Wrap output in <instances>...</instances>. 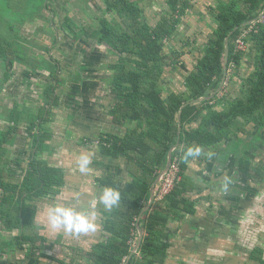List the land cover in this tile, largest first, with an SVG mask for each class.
I'll return each mask as SVG.
<instances>
[{
  "label": "trees",
  "instance_id": "obj_1",
  "mask_svg": "<svg viewBox=\"0 0 264 264\" xmlns=\"http://www.w3.org/2000/svg\"><path fill=\"white\" fill-rule=\"evenodd\" d=\"M51 1L55 0H0V62L5 69L0 93L3 85L13 77L17 64L49 69L53 80L45 91L44 106L36 116L37 120L27 126L31 146L21 182L6 181L4 174L9 164L6 145L13 143L22 116L17 110L12 111L6 126L0 125V190L3 191L0 220L8 233L20 232L14 241L21 250L28 247L24 264H40L48 241L39 233H30L38 229L39 208L35 202L61 194L66 176L63 167L51 165L44 159L50 149L54 152L48 143L53 136L48 125L62 100L60 89L65 83L62 70L53 58L39 63L31 61L29 41L22 35L23 27L38 20L60 31V27H55L58 14ZM156 1L152 9L159 10V14L152 17L146 16L143 0H105V16L98 18L96 27H75L69 16H65L62 23L63 29L71 32L76 42L86 37L99 46H107L108 52L117 57V62L109 67L112 72L109 87L116 97L110 114L113 123L126 128L123 137L103 133L80 142L84 146L98 145L106 158V162H94L106 171L98 180L101 190L113 187L121 193L118 206L111 212L103 210L102 236L90 251L85 252L87 264H127L139 238L137 224L149 204L151 187L178 141L174 158L178 157L180 161L182 181L164 202H154L142 216L140 225L146 234L138 253L128 264H166L171 249L166 228L171 213L180 216L195 213V203L185 195L200 187L188 176L194 160L182 161L181 146L197 144L204 151L216 148L221 155L235 142L230 147L235 163L230 166V171L238 168L237 165L240 168L232 172L230 178L237 191L239 206L243 211H249L253 198L264 191V160L259 159L264 156V0H215L213 5L203 4L209 8L213 22L205 44L201 46L202 56L183 77L182 92H167L162 81L169 57L167 44L176 39L184 19L193 12V0ZM63 9L68 12L67 8ZM48 13L52 17L49 18ZM255 19V23L244 26ZM54 37L51 46L38 48L50 55L58 43V35ZM227 39V87L217 94L225 76ZM240 40L245 43L244 50L238 47ZM183 48L170 49L171 54L178 59L184 54ZM247 50V56L253 52L248 57L252 69L242 76ZM235 81L239 85L232 86ZM214 94L215 98L210 101L191 103ZM220 105L222 109L217 108ZM180 111L181 129L178 123ZM29 119L31 121L32 117ZM198 120L201 123L197 125ZM132 124H135L134 128ZM250 125H254V129L250 130ZM121 161L126 163L131 182L119 184L116 181ZM75 259L71 257L69 263L57 258L55 261L75 264ZM243 264H264V248L256 247Z\"/></svg>",
  "mask_w": 264,
  "mask_h": 264
},
{
  "label": "crops",
  "instance_id": "obj_2",
  "mask_svg": "<svg viewBox=\"0 0 264 264\" xmlns=\"http://www.w3.org/2000/svg\"><path fill=\"white\" fill-rule=\"evenodd\" d=\"M224 1H229V0H224ZM203 4H206V6H210V5L215 4V0H201V2H198L197 4L198 7L201 6L205 8L203 9V12H199V15H200L199 22L202 25L204 24V26L208 25L209 30H210L213 20L210 16L209 8L205 7ZM195 10L196 8L194 7L193 12ZM193 12L191 13L192 15L190 17H194ZM64 21H65V18L63 22ZM63 27L61 26L60 28L61 31H56V34H55V36L58 35V43L61 38L60 32L65 33L66 40L68 41L74 40V35L68 30L63 29ZM195 35L199 37L198 33H196ZM74 42L76 43L75 40ZM78 43H79L78 44L79 46L85 45V47H88V51L85 50V48H83L84 50H82L83 53L81 54V62H82V57H84V60L86 58H89V61L91 62V64L95 65L96 67L95 69H97V67H100V66L105 67L106 68L105 76H103L102 78H98L97 80H94L91 77H86L85 72L82 70H81V73L78 72L76 74V72H73L70 69L71 65L65 63V61L59 60L52 53L50 55L47 54L48 58L49 57L53 58L54 62L60 65V69L62 70L61 75L65 80L64 86L60 89L62 91L61 103L63 101V94H66L67 96H69L68 99H69L70 106L72 107V105H74L72 107V110L78 114L76 116H73V119H74L73 123L76 124L80 128L82 127L84 130L88 129V135H85L86 137L81 136V138L76 137L69 130L65 131V139L70 140L71 144L73 145L72 149L74 150V152H75V149L77 151L76 155H74L73 160H70V161H75L78 158L79 154L82 152H91L93 154L92 155L93 164L94 162H104V161L106 162V158H104L103 154L101 153V149L98 147V145L84 146V145H81L80 142L82 139H85L88 137L89 138L97 137L103 133H109V134L117 135L119 137H123L126 133V128H123L120 125H116L115 123L111 124V127H112L111 130L102 129V125L109 123L108 121L113 122L111 114H110V110L113 109V104L115 103L116 97L111 93V91H110V99H111L110 109H107L108 107L105 105H100L94 108V106L96 105L93 104L95 102L92 101L91 91L87 94V91L89 88L98 89V87H101V86H104L105 88H110L109 84H110V80H111L110 78L112 76V72H109L110 70L109 67L112 64H115L117 60L114 59L115 60L114 62H112V60H109L108 62H106L108 64L105 65L106 63L104 62L107 59V57L109 55H113L108 52L107 46L105 45L99 46L95 44L92 40L91 41L88 40L86 37L80 38V40H78ZM64 45L66 46L67 44L65 43ZM171 49L174 50V48H171ZM201 49L202 47H200V51ZM248 52L249 51L247 50L246 56L244 59V66H247L246 63L251 65V61H249L250 59L248 57H251L250 55L253 54V52L251 51V54L247 56ZM201 54H202V51H201ZM248 70H249V67L246 73H242L241 75L246 76ZM16 71H21V74H20L21 79L19 80L15 79ZM0 72H2V75L0 78V84H1V82L4 80V75H5V69H4L3 64H1V62H0ZM40 72L47 73L48 75L47 78L51 80L49 69L47 70L43 68H34V67H29V66L19 65V64L15 66V69L13 71V77L11 78L10 81H8L7 83L3 85L1 93H0V125L1 126H4V127L6 126L7 118L9 117L11 112L15 110H17L19 115L22 116L21 126L19 127V129L24 125L26 126V131H27V126L29 125V123L37 120L36 116H38L39 112L41 111L42 106H44L43 104H44V96H45V94H41L38 90L34 89V87L40 86V80L38 78L40 77V75H38V73ZM108 72L110 74H108ZM182 76L184 77V75ZM52 81L53 80H51L50 82L52 83ZM95 81H97V83ZM50 82H49V85L51 84ZM180 83L181 84L179 85V87L180 89H182L183 81L181 80ZM226 84L227 82L224 83L223 81L219 89L217 90V93L220 90L223 91ZM163 86L167 92H170L172 90H177V88H171L173 86L171 85L168 86L165 82H163ZM233 86H236V84H234ZM12 88L14 89V91H12ZM47 88L48 87H46V89ZM215 96H216L215 94L212 95L211 96L213 97L212 99H214ZM202 102H205V101H202ZM61 103L58 108L61 107L62 105ZM70 106L69 108H71ZM217 108L222 109V105H220ZM94 112L97 116H92ZM29 117H32L31 121H29L30 120ZM178 121H179V118H178ZM52 123H53V128H54L55 127L54 119L52 120ZM196 123L198 125L199 123H201V120H198ZM253 126L254 125H250V130L254 129ZM131 127L134 128L135 124H132ZM52 131H53L52 140L48 141V143L53 148L54 152L52 153V150L50 149V151L46 153L44 159L48 161L49 159L52 160L53 155H55L58 152V149H60V146L58 147L53 146L54 141H56V136H55L54 129H52ZM18 132L13 137V143L6 145L8 152L10 151L9 148H11L16 143H19L16 140ZM25 139L26 140H24V143H23L24 147L30 151L31 139H30L29 134H28V138H25ZM215 149L216 148L208 149L204 151L205 153L207 152L214 153V155L211 158L205 159V157L207 158V156L203 155L200 158H196L190 164V167L188 170V176L191 177V179L196 184V186L200 188H198L196 191L192 193L190 191V194H187L185 196L191 199L192 202L195 203L196 209L193 215L182 214L180 216L179 214L171 213L172 215H170L169 217L168 226L166 228V233L168 234L167 242L170 245L171 249L169 250L170 253H169V257L167 259L166 264H175V263L189 264L188 261L190 262L195 261L196 259L200 258L198 257L199 255L202 256L200 260H202L204 264L207 263L206 261L208 259H211V258L213 259L214 257L221 258L222 264H231L229 262H236V264H243V262H245L246 260L245 257L244 259H242L243 252L241 249L243 248L245 251V248L247 247V245L245 244L246 243L245 233H248V232H246L247 231L246 228L245 230H243V228L246 227L245 220L248 217V215L250 213H253V211H255L256 199L258 197L253 198V203H252V207L250 208V211H243V208L239 206L238 204L239 201L236 200L238 196L237 191L233 188V184L230 178L232 175L231 173L232 172L234 173L240 167L238 166V168H233V170L230 171V166H232L234 163V161L230 159L225 169H218V166L220 165V163L222 164V162H220V159H219L220 154L218 150H215ZM64 150H69L70 152H72V150L69 147ZM29 151H28V154H29ZM28 154L25 156V154L21 153V151L20 153H17L15 151L9 153L10 155V157L8 156L9 164L6 167L5 173H7L8 176L12 178L13 180H18V181H10V182H14V183L21 182L22 178L24 177L26 173V168L28 164ZM69 156H73V154ZM26 157H27V160L25 159ZM94 165H95L93 166L95 169L94 171L91 170V172L82 173V174L80 172L78 174L79 175V179H78L79 185L77 184L78 187L76 186L77 187L76 192L81 193L82 191L86 190L87 192H90V194L92 195L96 192L95 197H98L99 192L101 190L98 184V180L102 178L103 175L106 174V171L102 167L98 166L97 164H94ZM55 166L63 167L65 169V173H66L65 185L62 189V192L61 194L55 197H45L38 201H42L44 199H49V198L59 199L60 196L65 193V190H67V186L71 184V179L76 177L74 170H72L71 173L68 172L66 170V167L62 165L61 162ZM116 174H117L116 181L119 184H124V183H128L132 181V177L126 171V163L124 161L120 162V168ZM6 177H5V180L9 181L6 179ZM225 177L230 178L231 182L229 184L228 191L226 193H222L220 188H221V183L225 179ZM200 180L203 181V184H204L203 187L202 185H200ZM212 181L214 182L212 183ZM90 182L93 183V187H91V189L88 190L89 189L88 184ZM206 191H207V194H203ZM213 199L218 200L219 206L218 205L214 206L217 202H213L214 201ZM203 200H205L206 202H203ZM101 210L103 214L102 216V220H103L105 218V214L103 210L105 209H101ZM111 211H108V212H111ZM234 223L236 225L239 224L240 229H237ZM0 225L2 226V228L0 226V264H2L6 260L7 255L18 254L16 248L18 249L20 248L14 241V238L16 237L14 233H16L17 231H15L14 233H8L5 230L1 220H0ZM140 227H141V230L144 236L146 232L144 231L141 225ZM101 230H102V223H101ZM137 230H138L137 235L139 238L135 241L136 245L138 244L139 239H140V233H139L138 227H137ZM5 234L12 235V237L8 238L6 237ZM19 235H20V232H18L17 236ZM243 235L245 239L238 242L239 240L238 237H242ZM101 236H102V231L98 232L99 238L95 242V244L100 241ZM54 243L56 244V242ZM136 245H134V247ZM43 254H44L43 257H46V259L43 260V263L44 261L49 260L47 257H50V258L53 257V256H46L45 253ZM82 257H84V255ZM25 259L20 260L21 264H24ZM240 260H242V263L240 262ZM49 261H55V259H50ZM77 263H79V261L75 262V264ZM4 264H12V263L4 262Z\"/></svg>",
  "mask_w": 264,
  "mask_h": 264
},
{
  "label": "rangeland",
  "instance_id": "obj_3",
  "mask_svg": "<svg viewBox=\"0 0 264 264\" xmlns=\"http://www.w3.org/2000/svg\"><path fill=\"white\" fill-rule=\"evenodd\" d=\"M155 1L156 0H143L142 5L146 9L147 17H152L155 13H157V15L159 14L158 12L159 10L155 12L152 9V7L157 4V2ZM198 2H201V0H193V5L196 8V10L193 12L194 17H188L184 19V22L180 27V32L176 36V39L173 42L167 44L166 54H169V57L167 59L168 64L166 65L165 78L163 79V82H165L168 86L169 85L173 86L171 88H177L179 92H182L184 90L183 88L180 89L179 87V85L181 84L180 83L181 80L183 81L182 75L185 76L187 72L192 69L197 59L202 55L200 51V47L202 44H205L204 37H206L209 31L208 25L204 26V24L202 25L199 22L200 20L199 12H203V9L205 8L201 6L198 7L197 6ZM105 4H106L105 0H55L54 2L51 1V5L53 6L54 9H56V14H58L57 16H55L56 17L55 27L61 28L65 16H69L74 20L75 27L78 26L82 28L85 25H94V27H96L98 23L97 18L99 16L102 17L104 15L103 12L105 10ZM62 6L67 8L68 12H64V9ZM191 15L192 14L190 13L189 16ZM47 16L50 18L52 17V14L48 13ZM22 31H23L22 35H24L28 39L29 41L28 47H30L32 51L29 55L30 60L35 63H39V62H42L43 60H46L48 58L47 52H45V50H42V48L39 49L38 47L40 46L46 47V46H51L53 44L54 39H55L54 36L56 34L55 28L52 25H49V23L43 22L42 20H38L34 24H28L25 27H23ZM36 32L38 33L37 35H35ZM60 33H61L60 34L61 38L59 40V43L56 44V46L53 48L51 52L56 58H58L61 61H65V63L71 65L70 69L73 72H76V74L78 72L81 73V70H82L85 72L86 77H91L94 80H97L98 78H102L103 76H105L106 74L105 67L100 66V67H97V69H95L96 68L95 65L91 64V62L89 61V58H86L84 60V57H82V62H81V54L83 53L82 50H84L83 48H85V50L88 51V47H85V45L79 46L78 45L79 43L78 42L75 43L74 40L68 41L65 39V33L64 32H60ZM196 33L199 34V37L195 35ZM186 40L189 41L188 44L184 43ZM65 43L68 46L67 45L65 46L64 45ZM182 47H184L183 48L184 54L181 55L178 59H176L171 54L170 49L174 48L176 50H181ZM49 59H51V57H49ZM114 59L117 60V57L113 55H109L104 63L108 62L109 60H112V62H114L115 61ZM107 64L108 63H106L105 65ZM246 65L249 67V70H248L249 72L252 69V66L249 65L248 63H246ZM247 66L243 67L242 73H246L248 69ZM109 72L111 71L109 70ZM109 72L108 74H110ZM20 74H21V71H16V74H15L16 80L21 79ZM1 75H2V72H0V78H1ZM38 75H40V77H38L40 80V86L34 87V89L38 90L41 94H45L46 87L49 86V82L51 80L47 78L48 75L45 72H40L38 73ZM95 82L97 83V81ZM234 84L239 85V82H236V81L233 82L232 86ZM225 87H227V84ZM12 91H14L13 88H12ZM90 91H91L92 101L95 102L93 104L96 105L94 106V108L100 105H105L108 107L107 109H110V101H111L110 88H105L104 86L98 87V89L89 88L87 91V94ZM68 98L69 96H67L66 94H63V101L61 103L62 105L60 108H57L55 110V113L52 118V120L54 119L55 121V127L53 128L52 120L48 125L50 128L54 129L55 131L56 141H54L53 146H57V147L60 146V149H58V152L55 155H53L52 160L49 159L48 163L57 165L61 162V164L66 167V170L68 172L71 173V171L74 170L76 177L71 179V184L67 186V190H65V193L62 194L59 199L49 198V199H44L42 201L35 202V204L40 209L37 215V219H36V225L38 226V229L30 233H39L40 235L45 236L48 239V242L45 248L43 249V253H45L46 256H53L54 257V258L52 257L53 259L57 258L58 260H64L66 263H69L71 261V257H75L76 262L79 261V263L77 264H87V258L85 257V252L91 250L92 246L95 244V242L99 238L98 232L102 231L101 223H102L103 214L101 212L102 211L101 209H104L103 206L100 204H97V207L95 209L98 214L97 223L99 224V229L94 233L81 234V235H72V234L64 233L63 231H59V232L52 231L47 224L46 211H45L46 206L52 203L54 200H59L65 203H74L73 197H74V194L77 193L76 189L78 187L77 184H78V179H79L78 174L80 173V171L78 169L77 159L75 161H70V160H73L74 155H76L77 151L75 149V152H74V150L72 149L73 145L71 144L70 140L65 139V131L69 130L73 133V135H75L78 138H81V136L86 137L85 135H88V129L84 130L82 127L80 128L76 124L73 123L74 122L73 116H76L78 114L72 110V107L74 105H72V107L70 106ZM69 106L71 108H69ZM92 116H97V115L94 112ZM108 122L109 123L102 125V129L104 130L112 129L111 124L113 122L111 121H108ZM18 131L19 132L17 134L16 140L19 143H16L11 148H9L10 151L7 153L9 157H10L9 153L13 151L17 153H20L21 151V153H24L25 156L28 154L29 150L26 149L23 144L24 140H26L25 138H28V132L26 131V126L23 125ZM234 144L235 142L227 146L224 152L221 153L219 159L221 160L223 165L220 163V165L218 166V169H225L227 167V164H228L227 162L233 157V155H230V147H232ZM68 147L72 150L73 153L70 152L69 150H64ZM71 154H73V156H69ZM25 159L27 160V157ZM261 159L264 160V156L261 157ZM93 166L95 165L93 164V162H91V164L89 165L90 171L88 172H91V170L93 171L95 170ZM5 177L9 181H18V180H13L12 178H10L7 173H5ZM213 182L214 181H212V183ZM200 185H202V187L204 186L202 180H200ZM88 186H89L88 190H90L91 187H93V183L90 182ZM155 190L157 191V187ZM0 192H1L0 193V196H1V194H3V191L0 190ZM95 194L96 192L92 195L90 194V192H87L86 190L82 191L79 197L80 201L82 202L80 207L87 206L93 198H96ZM203 194H207V191L204 192ZM217 199L216 200L213 199L214 201L212 200L213 202H217L214 206L216 205L219 206ZM203 202H206V201L203 200ZM245 222H246V227H244L243 230H245L246 228L247 229L246 232H248V233H245V237H246L245 244L247 245V247L245 248V251L243 248L241 249L243 252L242 259H244V257L248 258V256L251 254V252L256 247L264 248V193L261 196H258V198L256 199L255 211H253V213H250L248 215ZM234 225L237 227V229H240L239 224L236 225L234 223ZM14 234L15 236H17L18 231ZM5 235L8 238L12 237V235H9V234H5ZM245 237L244 235L242 237H238L239 239L238 242L245 239ZM54 242H56V244ZM16 250L18 254L7 255L6 260L4 261L5 263L21 264L20 260H23L26 258L28 247L26 246L25 249L23 250L16 248ZM83 255L84 257H82ZM198 257L200 258L196 259L193 262L188 261V263L189 264H204L203 261L200 260L202 256L199 255ZM44 259H46V257H42L41 264H60V263H57L56 261H49L50 259L48 261H44L43 263ZM4 262L2 264H4ZM206 262H207L206 264H222L221 258L219 257L208 259ZM240 262L242 263V260H240ZM229 263L236 264V262H229ZM175 264H180V263H175Z\"/></svg>",
  "mask_w": 264,
  "mask_h": 264
},
{
  "label": "clouds",
  "instance_id": "obj_4",
  "mask_svg": "<svg viewBox=\"0 0 264 264\" xmlns=\"http://www.w3.org/2000/svg\"><path fill=\"white\" fill-rule=\"evenodd\" d=\"M183 155L182 161L185 163L189 160L206 155L211 158L214 153H205L200 145L192 144L188 146H181ZM91 152H82L77 158L78 169L81 173H87L89 165L92 162ZM230 178L225 177L221 183V192L226 193L230 184ZM80 193L74 194V203H65L59 200H54L46 206V219L49 228L54 232L63 231L64 233L72 235H81L94 233L99 229L97 223V204L103 206L105 211H111L118 206L121 200V193L118 189L113 187H104L100 190L98 197L93 198L87 206L80 207L81 201L79 199Z\"/></svg>",
  "mask_w": 264,
  "mask_h": 264
},
{
  "label": "water",
  "instance_id": "obj_5",
  "mask_svg": "<svg viewBox=\"0 0 264 264\" xmlns=\"http://www.w3.org/2000/svg\"><path fill=\"white\" fill-rule=\"evenodd\" d=\"M263 14H264V12H263ZM263 14H262V15H263ZM256 21H257V19H255V20H253V21L247 23V24L244 25V26H247V25L253 24V23H255ZM236 29H237V28H236ZM228 56H229V41H228V39H227V40H226V56H225V76H224V80H226V78H227V74H228V66H227V65H228ZM212 98H213V97H211V98H210V97H203V98H200L199 100H197V101H193V102H191V103L202 102V101H209V100L212 99ZM181 115H182V111H180L179 116H178V118H179V121H178V123H179V129H181ZM179 144H180V141H178V143L176 144V146H174L173 148H171V150H170V152H169V155H168L167 164H166L165 168L159 173L158 177L156 178L154 184H153L152 187H151L149 204H148V206L142 211L141 216H140V218H139V220H138V224H137V227L139 228L140 239H139L138 244L134 247L133 252H132L131 256L129 257L128 262L130 261L131 257H132L133 255H135V253L138 252V250L140 249V247H141V245H142L143 237H144V236H143V232H142L141 227H140V220H141L142 216L144 215V213L147 212L148 210H150V209L152 208V206H153V204H154V202H155V193H156V192H155V191H156L155 189H156V187L162 182L164 176L166 175L168 169L170 168V166H171V164H172V162H173V154H174L175 150L178 148ZM233 165H235V163H233ZM234 167H236V166H234ZM237 167H238V165H237ZM232 183H233V182H232ZM128 262H127V264H128Z\"/></svg>",
  "mask_w": 264,
  "mask_h": 264
},
{
  "label": "built area",
  "instance_id": "obj_6",
  "mask_svg": "<svg viewBox=\"0 0 264 264\" xmlns=\"http://www.w3.org/2000/svg\"><path fill=\"white\" fill-rule=\"evenodd\" d=\"M240 50L245 49L244 41L238 42ZM183 175L181 172V164L178 157L173 158V162L164 176L162 182L157 186L155 193V202L162 203L168 198L176 189L178 184L182 181Z\"/></svg>",
  "mask_w": 264,
  "mask_h": 264
},
{
  "label": "flooded vegetation",
  "instance_id": "obj_7",
  "mask_svg": "<svg viewBox=\"0 0 264 264\" xmlns=\"http://www.w3.org/2000/svg\"><path fill=\"white\" fill-rule=\"evenodd\" d=\"M97 22H98V19H97ZM223 81H224V83H225L226 80L223 79ZM223 81H222V82H223ZM223 85H224V84H223ZM220 92H221V90H220L217 94H219ZM261 137H262V136H261ZM261 155H262V154H261ZM173 158H174V156H173ZM259 159H261V156L259 157ZM263 193H264V191L261 192L260 196H261ZM249 211H250V210H249ZM246 259H247V258H246ZM245 261H246V260H245Z\"/></svg>",
  "mask_w": 264,
  "mask_h": 264
}]
</instances>
